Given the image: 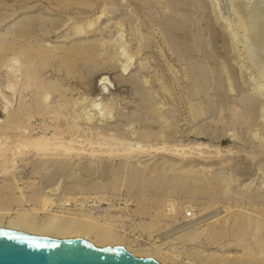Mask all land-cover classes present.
Returning a JSON list of instances; mask_svg holds the SVG:
<instances>
[{"label":"rangeland","instance_id":"374dc122","mask_svg":"<svg viewBox=\"0 0 264 264\" xmlns=\"http://www.w3.org/2000/svg\"><path fill=\"white\" fill-rule=\"evenodd\" d=\"M262 5L264 0H0L1 151L11 156L25 134L52 136L60 129L57 141L86 148L72 158L26 149L15 154L8 172L0 161V228H10L19 213L42 223L50 211L42 209L47 197L53 211L93 222L90 235L10 229L156 250L169 264H251L247 256L264 252V229L235 224L240 208L226 207L264 209V50L259 37L247 38L242 20L252 11L254 21L256 9L262 26L264 7L256 8ZM185 42L194 49L188 55L181 53ZM245 95L256 98L254 111L244 107ZM77 120L81 131H70ZM99 130L117 139L104 140ZM108 143L143 145L149 153L108 160L88 153ZM134 171L146 179L163 177V183L132 189L127 176ZM173 176L179 184L165 181ZM184 177L191 180L187 190ZM212 177L222 185L209 188ZM103 231L118 241L101 244Z\"/></svg>","mask_w":264,"mask_h":264},{"label":"bare ground","instance_id":"6f19581e","mask_svg":"<svg viewBox=\"0 0 264 264\" xmlns=\"http://www.w3.org/2000/svg\"><path fill=\"white\" fill-rule=\"evenodd\" d=\"M237 1V0H236ZM240 2V1H239ZM253 4V3H252ZM256 4H258V3H256ZM238 6V5H237ZM254 6H255V4H254ZM261 7H262V10H263V7H264V5H262V6H258V7H256V8H258V9H260V11H262L261 10ZM251 8V7H250ZM252 10V9H251ZM255 10V12H256V9H254ZM253 10V11H254ZM244 11V10H243ZM255 12H253L254 14H253V18H254V21H253V19H252V11L250 12H248V17H246L247 15V11H246V13H245V17L243 16V23H244V27H245V29L248 31L247 32V38H248V36L250 37V35L252 36V37H250L249 39H253V38H255V40H256V42H257V38L259 37V41L261 42V44L262 45H259L260 47V49L262 48L263 50H264V19H262L263 20V22H262V26H261V24H259L260 22H261V18H258V19H256V21H255V17L256 16H258L259 17V14H261V12L259 13L258 12V10H257V12H256V15H255ZM264 12V11H263ZM251 13V14H250ZM244 15V14H243ZM249 15H251L250 17H249ZM263 16H264V14H263ZM262 16V17H263ZM242 17V16H241ZM264 18V17H263ZM260 19V20H259ZM257 20H259V22H257ZM255 23V26L257 25V24H259L260 25V27L259 26H256V28H257V30H255L256 28L254 27V23ZM256 22H257V24H256ZM90 25H91V23H90ZM90 25H89V27H90ZM88 27V28H89ZM261 27H262V31L260 30L261 29ZM254 30L256 31V33L258 32V30H259V33H258V35H255L256 33L254 32ZM80 31H82V30H80ZM255 33V34H254ZM261 33V34H260ZM255 35V37H253L254 35ZM260 34V35H259ZM189 42V41H188ZM186 43L185 42V44L182 46V48H181V53L182 54H189V53H192L193 51H194V49H193V46L190 44V43ZM113 43V42H112ZM192 43V42H191ZM116 43L114 42V46H112V47H114V49H115V47H116V45H115ZM254 44V43H253ZM124 46V48H126V44H123ZM254 46V45H253ZM199 48V47H198ZM254 48V47H253ZM252 48V49H253ZM251 49V48H250ZM251 49V50H252ZM198 49H196V51H197ZM249 50V49H248ZM254 50V49H253ZM262 50V51H263ZM195 51V52H196ZM254 52V51H253ZM256 52V51H255ZM258 52H259V50H258ZM260 54H261V51H260ZM259 54V55H260ZM257 54H255V56H256ZM259 55L257 56L258 57V59H259ZM261 56V55H260ZM260 59H261V57H260ZM259 62V61H258ZM260 62H262V66H264V53H263V56H262V61H260ZM252 64V63H251ZM254 65V64H253ZM128 66H126L125 67V69L127 68ZM260 71V70H259ZM263 73V72H262ZM207 74V73H206ZM203 77V76H202ZM206 77V76H205ZM204 78V77H203ZM206 79V78H205ZM207 81V80H206ZM243 103H244V107L246 108V110H255V107H256V98L255 97H252V96H244L243 97ZM242 100L240 101V102H242ZM95 105V104H94ZM96 108V107H95ZM101 112V111H100ZM104 112V111H103ZM107 114V113H106ZM88 116H90V115H88ZM100 116H102V115H100ZM153 117V116H152ZM88 118V117H87ZM94 118V117H93ZM92 118V116L91 117H89V120L91 119H93ZM104 118V117H103ZM149 120V119H148ZM157 120H159V118L157 119ZM89 122V121H88ZM80 124V123H79ZM78 124V120L77 121H75L74 123H72L71 125H69L68 127H70L69 128V130L70 131H72L73 129L76 131V130H78V131H81V129H80V125ZM46 127H48V126H46ZM80 129V130H79ZM68 130V129H67ZM25 133V132H24ZM30 133V132H29ZM63 133V130H56L55 131V133L52 135V136H46V135H40V136H27V137H24V136H26L27 134H23L24 136H20L21 138L18 140V143H16L15 145H16V147L12 150V151H10L11 152V156L10 155H7V153L5 154V152H7V151H3V150H5V149H3L2 151H1V149H0V161H1V164H3L4 165V167H3V171L5 172V171H7L8 169L7 168H9V167H7V165H8V163H9V165H11L12 164V162H13V159H14V156H15V154H17L18 152L20 153H22V152H25L26 151V149L27 150H29V149H31V150H34L35 149V151H37V153L39 154H42V155H47V156H56V157H58V158H60V157H64V158H66V157H70V158H72L74 155H82V153H85L83 150H85L86 148H84V147H80L79 149L76 147V146H73L72 144H71V142L70 141H68V142H66V141H57V138L59 137L58 135L59 134H62ZM69 133V132H68ZM96 133V132H95ZM58 134V135H57ZM67 134V133H66ZM72 134V133H71ZM63 135V134H62ZM97 135L100 137V135H103V136H105V137H103L104 138V140L106 139V138H110L108 135H111L112 136V134L110 133V134H108V133H106V131H101V130H99V131H97ZM106 136H108V137H106ZM63 137V136H62ZM53 138H54V140H53ZM102 138V137H101ZM112 138H114V139H117L114 135L111 137V139ZM113 140V139H112ZM121 141V140H120ZM120 141L118 142V143H120ZM104 143H105V145H106V143L107 142H105V141H103ZM88 143H90V144H93V141L92 140H89V142ZM99 143V145H101L102 144V146H104L103 145V143L102 142H98ZM129 143V142H128ZM80 144V143H79ZM95 145V144H94ZM112 145H114L113 143H108V147H106L105 146V148L104 147H100V148H91L89 151L90 152H88L92 157H96V156H103V157H106L107 158V160L108 159H116V157L117 158H119V157H121V155H123L124 157H126V159L127 158H131V157H133V156H135V157H138L139 155H142V153H146L147 151H148V149H146V148H144L143 147V145H135V146H127L126 145V143L125 144H123V145H121L122 147H120V145L119 146H112ZM81 146V145H80ZM91 146V145H90ZM98 146V145H97ZM1 148H2V146H0ZM175 148V147H174ZM196 148V147H195ZM99 149V150H98ZM102 150V151H101ZM175 150L176 151H174V154L177 152V149L175 148ZM180 150V149H179ZM101 151V152H100ZM181 151H182V149H181ZM261 151L262 152H264V149L262 150L261 149ZM87 153V154H88ZM148 153H149V151H148ZM183 153V152H182ZM179 154V153H178ZM18 155V154H17ZM119 156V157H118ZM122 158V157H121ZM54 159V158H53ZM111 161V160H110ZM0 164V165H1ZM260 164V163H259ZM118 166V165H117ZM116 166V167H117ZM12 167H13V164H12ZM120 168L121 167H118L117 169H114L113 171L115 172V173H120L121 172V170H120ZM1 169V168H0ZM1 171V170H0ZM8 172V171H7ZM135 172V171H134ZM134 172H129V174H128V183L130 184V186L129 187H131L132 189L134 188L135 189V187H142V189H158V187L160 186V184H162L163 183V177H161V178H158V177H155V178H143V177H141V176H139V173H137V172H135V173H137V174H135ZM117 175V174H116ZM125 177V176H124ZM221 177V176H220ZM210 178V177H209ZM165 181L166 182H172L173 183V181L176 183V182H178L179 181V179L178 178H174V176L173 177H167L166 179H165ZM191 180H189L188 178H186V177H184V178H181L180 179V182H181V186H182V188L183 189H188V188H190V182ZM210 181V180H209ZM212 182L213 183H217V185H215L216 187L218 186V187H220V185H222L221 183H223L222 182V180L220 179V178H216V177H212L211 178V181L209 182V188H210V186H212L211 184H212ZM178 184H179V182H178ZM247 184V183H246ZM203 186V185H202ZM211 188H213V187H211ZM222 188H223V186H222ZM18 189V188H17ZM201 189V188H200ZM214 189H215V187H214ZM18 190H20V189H18ZM143 190V191H144ZM207 190V189H206ZM217 190V189H216ZM21 191V190H20ZM37 191V190H36ZM147 191V190H146ZM208 191V190H207ZM212 191V190H211ZM38 193V192H37ZM213 194H214V192H212ZM217 193V192H216ZM3 194V193H2ZM212 194V195H213ZM4 195V194H3ZM34 195V194H33ZM21 196V195H20ZM39 195L37 194L36 196H34V198L35 197H38ZM223 196V195H222ZM233 196V195H232ZM2 197V196H1ZM209 197V196H208ZM40 198H41V196H40ZM236 198V197H235ZM261 199H264V194L263 195H261V197H260ZM4 199V198H3ZM2 199V200H3ZM50 199L51 198H45V203H43L44 202V199H43V201H42V204H43V211L44 210H46L47 212H48V210H50L49 212H48V215H47V217H46V219L42 222V223H39V224H37V223H34V221H33V219H31V218H29L25 213H19V214H17L15 217H13V218H11L10 220H9V223H8V225L7 226H9L10 228H16V229H23V230H26V231H29V232H34V233H42V234H48V235H51V236H56V237H69V236H79V235H82L83 237H88L89 235H90V232L91 231H93V227H91L92 225H94L93 224V222H91V221H89L88 220V222H87V220H86V222H87V224H86V222H85V224H83V222L81 221V220H79L77 217H74V216H71V215H68V214H64V211L62 212V213H59L58 211H53V209L51 208H49V205L51 204V201H50ZM260 199V200H261ZM38 200V199H37ZM257 200V199H256ZM236 201H238V199L236 200ZM235 201V202H236ZM242 202V201H241ZM247 202V201H246ZM4 203H5V200H4ZM48 203H50V204H48ZM4 205V204H3ZM47 205V206H46ZM0 206H2V205H0ZM52 206V205H51ZM233 206H235V208L237 207V208H240V209H238L237 211H236V214H237V216H234L233 217V222L235 223V224H237V225H242V226H248V225H252V226H255L256 228H262V229H264V209H261V208H257V209H252V210H250V211H245V210H241V207H243L244 208V206L241 204V203H236L235 205H232V206H230V205H227V207H226V209H228V210H230L231 208H233ZM4 207V206H3ZM7 207V206H6ZM2 208V207H1ZM40 209V208H39ZM67 209V208H66ZM249 209V208H248ZM3 210V209H2ZM2 210H0V211H2ZM38 210V209H37ZM224 210H225V208H224ZM240 210V211H239ZM224 212V211H223ZM0 213H3V212H0ZM7 213V212H6ZM1 216V215H0ZM3 216V215H2ZM32 217V216H31ZM211 217V216H210ZM220 217V216H219ZM1 219L2 218H0V224H1ZM229 219V218H228ZM91 220V219H90ZM233 223V224H234ZM245 227H244V229H245ZM95 229H96V227H95ZM94 229V230H95ZM99 229V228H98ZM101 229V228H100ZM106 230V229H105ZM97 232V231H96ZM104 233V234H103ZM103 233H100V237L99 238H101V244H105V243H110V242H116V241H118L116 238H112V237H109L107 234H109V233H107V234H105V231H103ZM95 238V237H94ZM98 238V237H97ZM122 243V242H121ZM120 244V243H119ZM129 250H131L132 251V253L133 254H135V255H137V256H141V255H143V256H145V255H149V256H154V257H156L161 263H163V264H169V257L168 256H166L165 254H163V253H159L158 251H156V250H149V249H130V248H128ZM257 250V249H256ZM242 254H245V252L244 253H242ZM239 256V255H238ZM238 256H236V257H238ZM245 256V255H244ZM248 258H245V262L247 261V262H249V263H253V264H260V263H262V262H264V252L262 251V250H258V251H254L250 256H247ZM241 259V258H240ZM240 259H238V260H240ZM243 260V259H242ZM242 260H241V262H242ZM236 262V261H235ZM240 262V263H241ZM244 262V261H243ZM239 264V263H238ZM243 264V263H242ZM244 264H246V263H244ZM263 264V263H262Z\"/></svg>","mask_w":264,"mask_h":264},{"label":"water","instance_id":"95a60500","mask_svg":"<svg viewBox=\"0 0 264 264\" xmlns=\"http://www.w3.org/2000/svg\"><path fill=\"white\" fill-rule=\"evenodd\" d=\"M0 264H162L124 246H96L81 237L56 238L0 228Z\"/></svg>","mask_w":264,"mask_h":264}]
</instances>
